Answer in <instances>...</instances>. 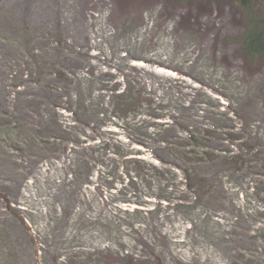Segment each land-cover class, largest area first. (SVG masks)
<instances>
[{
    "label": "rangeland",
    "instance_id": "obj_1",
    "mask_svg": "<svg viewBox=\"0 0 264 264\" xmlns=\"http://www.w3.org/2000/svg\"><path fill=\"white\" fill-rule=\"evenodd\" d=\"M224 0H0V264H264V61Z\"/></svg>",
    "mask_w": 264,
    "mask_h": 264
},
{
    "label": "trees",
    "instance_id": "obj_2",
    "mask_svg": "<svg viewBox=\"0 0 264 264\" xmlns=\"http://www.w3.org/2000/svg\"><path fill=\"white\" fill-rule=\"evenodd\" d=\"M196 4L197 0H190ZM239 17L240 33L230 38L251 68L264 61V0H224Z\"/></svg>",
    "mask_w": 264,
    "mask_h": 264
}]
</instances>
